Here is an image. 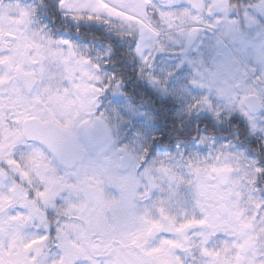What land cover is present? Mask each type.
Listing matches in <instances>:
<instances>
[{"label": "snow or ice", "instance_id": "obj_1", "mask_svg": "<svg viewBox=\"0 0 264 264\" xmlns=\"http://www.w3.org/2000/svg\"><path fill=\"white\" fill-rule=\"evenodd\" d=\"M0 264H264V0H0Z\"/></svg>", "mask_w": 264, "mask_h": 264}]
</instances>
